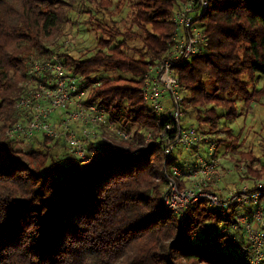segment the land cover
Returning <instances> with one entry per match:
<instances>
[{"label": "trees", "instance_id": "1", "mask_svg": "<svg viewBox=\"0 0 264 264\" xmlns=\"http://www.w3.org/2000/svg\"><path fill=\"white\" fill-rule=\"evenodd\" d=\"M186 1L0 0V264H247V241L225 231L234 213L224 216L207 200L185 218L165 207L164 151L145 145L156 124L143 76L169 52L173 15ZM80 15L95 49L58 53ZM202 24L207 50L177 65L188 91L184 111H196L202 131L231 135L221 119L235 121L239 102L264 97V0H210ZM54 53L88 101L106 108L108 122L132 134L127 143L137 153L100 140L80 161L56 150L61 139L41 136L27 151L7 139L8 125L22 117L29 63ZM233 159L245 164L242 180L264 177V148ZM214 218L227 222L225 234L207 230L200 239Z\"/></svg>", "mask_w": 264, "mask_h": 264}, {"label": "built area", "instance_id": "2", "mask_svg": "<svg viewBox=\"0 0 264 264\" xmlns=\"http://www.w3.org/2000/svg\"><path fill=\"white\" fill-rule=\"evenodd\" d=\"M209 6L210 0H187L181 5L173 15L176 32L169 52L144 73L141 95L156 124L146 133L145 145L161 143L164 151L165 207L185 218L189 207L207 200L224 216L234 213L232 228L248 243L244 252L247 264H264V177L225 191L221 182L231 170L224 166L219 139L184 125L187 87L177 65L207 50L209 37L202 17ZM26 74L25 90L17 103L22 117L8 127L10 139L18 143L32 141L37 135L61 139L80 161L100 140L137 153L127 143L132 134L112 126L103 105L88 101V90L79 86L58 53L31 60ZM98 126L106 128L100 131ZM109 129L116 132L117 139L106 133ZM184 151L196 156L181 163L175 155ZM237 169L243 173L245 164Z\"/></svg>", "mask_w": 264, "mask_h": 264}, {"label": "rangeland", "instance_id": "3", "mask_svg": "<svg viewBox=\"0 0 264 264\" xmlns=\"http://www.w3.org/2000/svg\"><path fill=\"white\" fill-rule=\"evenodd\" d=\"M82 1V0H80ZM78 15V14H77ZM80 17L86 18L85 15H80L78 18V22L75 23V25L67 26V31L69 33L67 40L65 41V45H62V48L58 49V53H60L62 50H64L66 47H71V49H75V51L84 49H95L96 40H95V33L94 31H89L87 28H85V25H82L80 22ZM122 16H116L115 18L120 19ZM89 29V28H88ZM76 56H79L77 52ZM22 88V83L20 84ZM185 85V84H184ZM206 87H209L210 83H204ZM27 86V85H26ZM186 86V85H185ZM187 87V86H186ZM188 94V91H187ZM240 107V115L239 117L230 123L227 122V120L223 117L221 119V122L223 124L221 125H229L230 128H232V134L229 135L227 133L230 132H224V130L219 129L218 132H213L210 134H213L218 139H224L225 143L221 144L219 147V153L223 157L224 166L227 169H230L231 172L226 175V177L221 182V187L224 188V190H227V186H229L231 189L237 188L243 183H251V181H246L241 179V173L237 169V164L234 161L233 158H239L241 151L244 150H253V153L258 156L263 155V148H264V97L260 95H256L255 98H253V101L249 104H244V102H239ZM210 107V106H209ZM218 112L220 114L224 113L221 109H218ZM196 111H190L189 114L186 113L184 117V124L189 126L193 125L196 128H200V124L198 123V120L196 118ZM10 124L8 125V127ZM105 126H98L96 129L98 130H105ZM7 129V128H6ZM109 132H106L109 134L110 137H113V139H117L116 132L111 129H109ZM226 131V130H225ZM113 134V136H112ZM5 135L7 139H9L8 135ZM43 135H37L32 141H25V142H19V148L23 150H29V148L32 145L33 141L38 140ZM57 149L60 154L66 151H70L67 147L63 148L62 143L64 142H56ZM36 147V146H35ZM38 147V146H37ZM227 148V149H226ZM65 150V151H64ZM71 154V152H69ZM177 157V160L181 163L184 161H191L196 156V153L190 152V151H184L180 156L177 154L175 155ZM73 158L76 159V157L73 155ZM165 159V156H164ZM235 163H234V162ZM164 160H163V176H164ZM244 173V172H243ZM242 173V174H243ZM165 180V177H164ZM181 186L184 185V183L180 184ZM165 189V187H164ZM163 189V190H164ZM206 225L203 226L199 231L198 234L200 236V239L206 235L207 230L211 234L214 235V233L220 232L221 235H224L225 232L222 231L223 227L227 226V222L224 221L223 218L216 220L210 219L205 223ZM227 233V236H233L236 234V231L231 227H228L225 230ZM227 236H224V239H226ZM242 235L238 236V238H241ZM199 238V237H198ZM238 240V239H237Z\"/></svg>", "mask_w": 264, "mask_h": 264}, {"label": "crops", "instance_id": "4", "mask_svg": "<svg viewBox=\"0 0 264 264\" xmlns=\"http://www.w3.org/2000/svg\"><path fill=\"white\" fill-rule=\"evenodd\" d=\"M60 117H59V115L57 116V117H55V120H57V119H59ZM34 142L35 141H33L32 142V145L34 144ZM234 162V161H233ZM235 163V162H234ZM237 164V163H236ZM249 181H251V180H249ZM254 181V180H253ZM253 181H251V183H253ZM228 188H227V190H229V189H231L229 186H227ZM224 189V188H223ZM227 190H225V191H227Z\"/></svg>", "mask_w": 264, "mask_h": 264}]
</instances>
